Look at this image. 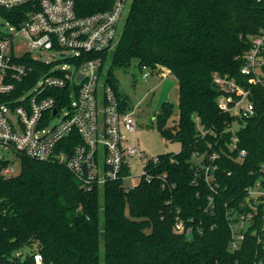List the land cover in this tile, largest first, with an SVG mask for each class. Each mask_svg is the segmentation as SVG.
Wrapping results in <instances>:
<instances>
[{
  "label": "trees",
  "instance_id": "16d2710c",
  "mask_svg": "<svg viewBox=\"0 0 264 264\" xmlns=\"http://www.w3.org/2000/svg\"><path fill=\"white\" fill-rule=\"evenodd\" d=\"M76 5L86 13L109 2ZM262 28L264 0H132L111 61L169 70L178 87L177 118L168 123V100L155 112V125L180 149L157 154L149 164L151 180L128 188L121 179L105 182L101 199L97 187L82 188L57 161L21 154L19 171L4 175L9 160L0 159V264H36L35 253L43 264H263L264 196L250 207L245 188L264 177V87L240 71L251 36ZM214 72L251 90L255 113L240 119L236 130L238 148L246 150L240 160L228 145L231 132L225 129L233 117L216 102ZM195 115L208 130L203 137ZM195 151L206 154L204 163L218 154L211 161L215 190L193 160ZM162 172L165 179L158 176ZM247 212L252 215L232 249L228 216L235 220ZM176 217L191 226L189 234L175 230ZM33 244L32 251L19 253Z\"/></svg>",
  "mask_w": 264,
  "mask_h": 264
},
{
  "label": "built area",
  "instance_id": "2783aa9c",
  "mask_svg": "<svg viewBox=\"0 0 264 264\" xmlns=\"http://www.w3.org/2000/svg\"><path fill=\"white\" fill-rule=\"evenodd\" d=\"M104 1L109 2L107 7L80 13L76 0H0V94L5 98L0 103V148L10 150L18 159L23 154L57 161L86 190L102 188L110 180L121 179L125 188L141 178L151 180L155 174L149 164L158 159L157 154L143 152L136 138L128 141V133L135 130L133 111L128 110L127 104L122 107V99L110 81L99 82L103 62L119 43L132 2L128 5V0ZM21 37L26 39L24 46L16 44ZM250 39L252 45L243 55L240 71L252 74L251 81L264 87L261 68L264 28ZM168 72L163 69L160 81ZM212 77L220 90L216 97L219 108L233 117L225 130L231 132L228 145L240 160L246 150L238 148L236 130L240 125L235 128L233 123L254 115L251 90L227 74L214 72ZM194 120L198 134L203 137L208 130L198 115ZM205 155L195 151L193 160L200 164L204 180L215 190L216 166L211 161L218 154H209V163L203 162ZM135 157L140 171L137 181L128 185L127 179L133 176L131 159ZM0 159L9 160L1 173L14 174L12 161L3 155ZM158 176L165 179L166 173ZM245 189L247 203L254 207L264 196V177ZM211 201L209 196L208 203ZM251 215L241 213L235 215V220L232 213L228 216L232 232L230 248L238 246L243 237L241 231ZM174 228L180 233L191 232V226L179 217ZM33 256L36 264H43L39 253Z\"/></svg>",
  "mask_w": 264,
  "mask_h": 264
},
{
  "label": "rangeland",
  "instance_id": "374dc122",
  "mask_svg": "<svg viewBox=\"0 0 264 264\" xmlns=\"http://www.w3.org/2000/svg\"><path fill=\"white\" fill-rule=\"evenodd\" d=\"M130 2L131 0H128L127 4L129 5ZM124 20L125 13L122 17L123 23ZM25 43L26 39L23 37L16 39V44L19 46H24ZM110 55L107 56L103 62L102 68L99 72V82L105 83L107 80L111 81L116 87L119 98L126 101L128 110L133 111L135 130L132 133H128V141L133 142L136 138L139 148L150 155H156L168 151H178L180 149V143L177 141L166 140L160 134L155 125V105L161 86L160 74L165 67L161 69H149L145 65L140 67L136 60H133L126 66L115 65L112 63ZM145 72L148 73L147 76L143 75ZM166 76L171 77L170 72H168ZM102 88V85L98 87L99 95L102 94ZM168 97L169 101L173 103V111L168 123H173L174 121L171 122L172 119H176L178 114L176 108L178 87L176 82L170 89ZM99 118L101 119V115ZM239 125L240 123L238 121L233 123L235 128ZM0 155H3L5 158L12 161L14 174H16L19 171V159L17 156L10 150H2L1 148ZM139 171V161L138 158L135 157L134 159H131L130 173L133 176L132 178L127 179L128 185H132L137 181V174ZM98 191L101 199L103 190L100 187ZM33 249H35L34 244L31 247L24 246L19 250V253L24 255L26 252H30Z\"/></svg>",
  "mask_w": 264,
  "mask_h": 264
},
{
  "label": "water",
  "instance_id": "95a60500",
  "mask_svg": "<svg viewBox=\"0 0 264 264\" xmlns=\"http://www.w3.org/2000/svg\"><path fill=\"white\" fill-rule=\"evenodd\" d=\"M175 85V80L172 77H165L161 81L160 90L158 93L157 102L155 105V111H159L163 104L169 100L168 94L170 89ZM55 110H53V113Z\"/></svg>",
  "mask_w": 264,
  "mask_h": 264
},
{
  "label": "crops",
  "instance_id": "0c3cea01",
  "mask_svg": "<svg viewBox=\"0 0 264 264\" xmlns=\"http://www.w3.org/2000/svg\"><path fill=\"white\" fill-rule=\"evenodd\" d=\"M264 264V263H263Z\"/></svg>",
  "mask_w": 264,
  "mask_h": 264
}]
</instances>
